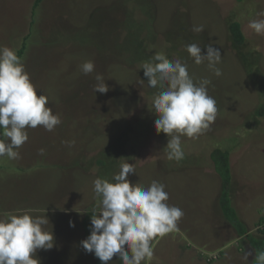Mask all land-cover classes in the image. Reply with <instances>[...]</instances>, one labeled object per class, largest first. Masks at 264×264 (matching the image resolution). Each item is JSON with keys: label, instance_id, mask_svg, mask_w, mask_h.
Masks as SVG:
<instances>
[{"label": "rangeland", "instance_id": "374dc122", "mask_svg": "<svg viewBox=\"0 0 264 264\" xmlns=\"http://www.w3.org/2000/svg\"><path fill=\"white\" fill-rule=\"evenodd\" d=\"M35 1L0 0V47L17 52L24 45L20 59L37 95L48 97L62 123L51 132L28 128L20 158H0V219L7 213L45 215L54 247L36 252L40 264H94V254L81 246L86 238L80 225L99 204L93 181L114 183L126 161L136 169L127 177L131 183H163L167 203L184 212L178 231L153 242L148 264H245V254L253 264L245 240L221 245L209 225L217 217L230 227L218 205L221 185L210 153L216 147L229 153L231 206L245 208L235 212L256 234L253 222L264 214V34L248 23L264 19L257 15L264 0H41L32 17ZM237 21L245 38L241 47L228 33ZM194 25L204 31L194 33ZM192 43L202 54L209 43L220 48V77L207 62L194 64L186 51ZM160 52L187 63L195 82L209 79L208 94L218 108L198 138L181 137L185 157L179 162L167 159L168 138L155 131L157 89L143 75L142 65ZM89 60L95 70L85 75L81 65ZM97 74L109 88L105 94L93 91ZM213 254L219 260L205 262ZM108 264L122 261L113 257Z\"/></svg>", "mask_w": 264, "mask_h": 264}, {"label": "clouds", "instance_id": "9594fccd", "mask_svg": "<svg viewBox=\"0 0 264 264\" xmlns=\"http://www.w3.org/2000/svg\"><path fill=\"white\" fill-rule=\"evenodd\" d=\"M264 16V12L257 13ZM248 28L256 34H264V19H253ZM194 33H202L203 25L193 26ZM206 54L197 43L186 46V51L195 65L207 62V67L216 77L222 72L217 67L222 61L220 48L211 43L205 46ZM147 86L157 89L152 101V112L157 116L154 128L157 134L167 138V159L179 162L184 159L181 137L196 139L216 120V100L208 94L207 78L195 82L188 71L187 63L180 59L169 60L163 53H156L151 61L142 65ZM95 70L89 60L81 65L87 75ZM97 83L93 91L105 94L109 91L101 74L95 76ZM140 84L144 81L140 80ZM48 97L37 95L24 64L15 50L0 47V158L19 159V151L27 141V129L42 126L53 131L62 121L47 106ZM69 147L71 141L64 142ZM44 149L39 154H44ZM135 165L123 162L113 182L96 178L93 192L98 198L97 208L90 217V235L81 241L82 248L108 264L118 257L122 264H148L154 258L153 242L157 238L178 231V223L184 212L169 205V194L165 185L153 180L144 187L131 183L127 177L135 174ZM0 219V264H40L35 258L38 250L54 247L52 231L44 230L49 224L44 216H32L27 212L20 215L5 214ZM75 225L70 221L69 227ZM264 264V253L257 258ZM248 254L242 257L247 264Z\"/></svg>", "mask_w": 264, "mask_h": 264}, {"label": "trees", "instance_id": "16d2710c", "mask_svg": "<svg viewBox=\"0 0 264 264\" xmlns=\"http://www.w3.org/2000/svg\"><path fill=\"white\" fill-rule=\"evenodd\" d=\"M41 0H36L33 4V11L31 16H34V9L38 6ZM34 20V19H33ZM228 33L231 38V42L235 47L242 46L244 44L245 38L241 31V23L231 22L228 27ZM24 51V45L16 52V54L21 57ZM210 159L213 163V170L217 174L220 180L221 191L219 197V208L226 220L229 222L231 227L239 235H244L246 229L243 224L239 221L235 209L232 208L229 191L231 184V170H230V159L229 153L219 147L213 148L210 153ZM92 213H85L81 220V229L83 237L87 238L90 235V217ZM51 216V215H50ZM261 226L256 230V234H246L245 239H247L248 246L252 252V262L253 264H260L258 257L260 254L264 253V217L259 220L257 227ZM255 261V262H254ZM206 262V261H205ZM212 263V262H209ZM94 264H101L98 258L94 256ZM252 264V263H251Z\"/></svg>", "mask_w": 264, "mask_h": 264}, {"label": "crops", "instance_id": "0c3cea01", "mask_svg": "<svg viewBox=\"0 0 264 264\" xmlns=\"http://www.w3.org/2000/svg\"><path fill=\"white\" fill-rule=\"evenodd\" d=\"M231 170V168H230ZM241 193V192H240ZM244 196V195H243ZM206 210H209V208H205ZM236 211H238L240 213V215L242 214L243 211H245V208H243L242 206H238V208L235 209ZM214 211V210H213ZM260 217V218H259ZM256 216L255 217V220L253 223V226L255 227V229L257 230L258 228H261V226L257 227V224L259 223V220L264 217V214H260V216ZM240 221V220H239ZM241 222V221H240ZM242 223V222H241ZM211 227H212V232L214 234V236L216 237L217 240H221V245H225L226 243H228L231 239L234 238V241L237 240L238 242L239 241H243L244 240L246 241V243L244 242L245 245H248V242H247V239H245L246 237V234H252L253 232H251L250 230L247 229L246 233L244 235H239L236 233V231L231 227H226L223 225L222 222L218 221L217 220V217L214 218V219H211L210 220V224H209ZM187 228L189 229V225L187 226ZM230 229L231 231H233L232 235L229 236V232H230ZM214 237V238H215ZM227 246V245H225ZM224 246V247H225ZM251 252V250H250ZM221 253V252H220ZM251 256H252V252L250 253ZM252 260V258H251Z\"/></svg>", "mask_w": 264, "mask_h": 264}, {"label": "built area", "instance_id": "2783aa9c", "mask_svg": "<svg viewBox=\"0 0 264 264\" xmlns=\"http://www.w3.org/2000/svg\"><path fill=\"white\" fill-rule=\"evenodd\" d=\"M218 258H220V255L213 254V255L207 257L205 261L208 262V263L209 262H214V261H217Z\"/></svg>", "mask_w": 264, "mask_h": 264}]
</instances>
